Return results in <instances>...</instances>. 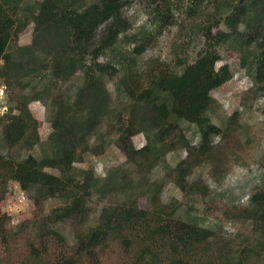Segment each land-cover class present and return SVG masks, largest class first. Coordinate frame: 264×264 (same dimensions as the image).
Returning a JSON list of instances; mask_svg holds the SVG:
<instances>
[{
    "label": "trees",
    "instance_id": "obj_1",
    "mask_svg": "<svg viewBox=\"0 0 264 264\" xmlns=\"http://www.w3.org/2000/svg\"><path fill=\"white\" fill-rule=\"evenodd\" d=\"M130 1L0 0L8 107L0 117V202L17 184L33 204L31 217L17 224L0 213V264H264V182L244 205L220 211L228 222L248 224L244 237L191 215L195 201L212 197L201 177L191 179L194 172L208 166L219 185L248 149L239 113L218 120L211 93L233 78L219 64L222 50L236 52L240 67L264 81V0H138L151 28L128 33L120 13ZM176 13L187 22L184 34L203 39L195 59L141 62L154 37L176 25ZM30 25V42L19 44ZM74 79L80 82L71 89ZM34 103L46 108L45 140ZM122 116L143 136L141 147L120 132ZM183 123L197 127L196 142ZM111 145L123 163L104 174L77 167ZM176 152L184 157L169 166ZM167 181L183 201H162ZM53 199L61 204L46 211ZM93 204L100 205L94 219Z\"/></svg>",
    "mask_w": 264,
    "mask_h": 264
},
{
    "label": "rangeland",
    "instance_id": "obj_2",
    "mask_svg": "<svg viewBox=\"0 0 264 264\" xmlns=\"http://www.w3.org/2000/svg\"><path fill=\"white\" fill-rule=\"evenodd\" d=\"M40 1V0H39ZM183 3L185 0H182ZM120 18L128 26V33L136 32L137 29L146 27L151 28L150 19L144 11L143 5L138 0H132L121 10ZM176 25L166 29L161 34H158L153 39V44L150 45L147 51L139 57L141 62L149 58H158L169 66H174L177 63V58L189 62L195 59L197 52L203 46V39L195 36L184 34L182 32L187 22L183 21L181 13L175 15ZM183 23L185 25H183ZM102 30V29H101ZM32 25L28 26L19 36V44H27L31 40ZM124 50H130L133 45L127 43H119ZM179 47V48H175ZM177 53V54H176ZM222 60L219 64L226 63L230 66L233 78L212 91V97L217 101L218 108L216 118L223 120L230 116L233 112H238L241 117V122L246 128L249 135L248 149L240 159L239 164H234L231 170L225 175L223 182L219 185L215 184L209 176L208 166L198 168L191 179L201 177L212 191L211 200L199 201L193 204L194 210L191 215L204 226L221 229L228 235H239L244 237L249 234L248 224L241 222H228L222 218L221 209L230 205H244L250 195L264 182V81L253 80L239 65V55L236 52L221 51ZM80 82L79 79H74L71 83V89H74ZM109 89L113 92V83H109ZM31 111L40 122L39 132L42 140H45L50 127L47 121V113L45 106L34 103L31 105ZM187 137L189 140L196 142L198 139V130L195 125L183 123ZM120 132L128 134L136 147H141L144 144L142 135H137L130 125L126 116L121 117ZM0 151L5 152V146L1 139L0 133ZM184 157L183 152L171 153L167 157L169 166H174L180 159ZM123 155L114 147L109 146L105 153L99 157H87L83 164L77 167L87 169L92 167L96 174H104L105 169L123 163ZM154 176L161 178L164 174L162 169H157ZM18 192V188L11 184L9 192L5 199L14 193ZM26 201L24 210L16 218L17 224L31 217L33 204L27 195L24 193ZM162 201L168 202L172 198L183 201L181 192L174 187L170 182H165L162 192ZM186 201H184L185 203ZM60 201L53 199L46 203V211L60 205ZM192 204V203H191ZM206 204L207 209L203 210ZM94 219L99 211L100 205L93 204ZM141 207H146L145 201H140ZM64 235L69 242H73L72 231L69 226L62 228Z\"/></svg>",
    "mask_w": 264,
    "mask_h": 264
},
{
    "label": "built area",
    "instance_id": "obj_3",
    "mask_svg": "<svg viewBox=\"0 0 264 264\" xmlns=\"http://www.w3.org/2000/svg\"><path fill=\"white\" fill-rule=\"evenodd\" d=\"M7 88L5 83L0 81V117L4 116L7 112V102H6ZM18 188V192L14 195L4 198L0 202V213L5 214L13 218V223L17 222L16 218L24 210V204L26 197L24 192L19 188L17 184H14Z\"/></svg>",
    "mask_w": 264,
    "mask_h": 264
}]
</instances>
